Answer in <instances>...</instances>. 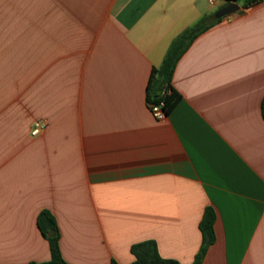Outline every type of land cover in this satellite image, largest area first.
Returning <instances> with one entry per match:
<instances>
[{
    "label": "crops",
    "instance_id": "crops-1",
    "mask_svg": "<svg viewBox=\"0 0 264 264\" xmlns=\"http://www.w3.org/2000/svg\"><path fill=\"white\" fill-rule=\"evenodd\" d=\"M223 1L0 0V264L51 260L44 210L69 264H131L147 240L193 264L208 207L202 264H264V0L192 43L170 114L148 103L152 70Z\"/></svg>",
    "mask_w": 264,
    "mask_h": 264
},
{
    "label": "trees",
    "instance_id": "trees-1",
    "mask_svg": "<svg viewBox=\"0 0 264 264\" xmlns=\"http://www.w3.org/2000/svg\"><path fill=\"white\" fill-rule=\"evenodd\" d=\"M242 1H246L247 7L256 2H260L261 0H228L229 3H240ZM222 20L223 18L217 19L215 16H206L198 21L193 27L186 30L173 42L162 66L152 70L151 80L148 87L149 104H162L167 115L174 110L181 100V96L172 85L174 72L178 62L201 34L219 24ZM262 115L264 118V100L262 103ZM215 221V210L212 207L206 208L199 224V229L202 234V244L200 250L195 256L193 264H202L209 248L215 243ZM38 228L50 244L51 260L44 263L30 264H69L63 258L60 248V230L56 218L50 211L44 210L40 213L38 217ZM131 253L135 257L134 262L131 264H182L177 260L162 257L159 252L158 244L154 240H147L134 244L131 247ZM111 264L119 263L113 259Z\"/></svg>",
    "mask_w": 264,
    "mask_h": 264
},
{
    "label": "built area",
    "instance_id": "built-area-1",
    "mask_svg": "<svg viewBox=\"0 0 264 264\" xmlns=\"http://www.w3.org/2000/svg\"><path fill=\"white\" fill-rule=\"evenodd\" d=\"M210 4H216L220 0H208ZM150 109L154 117L158 120H163L167 114L165 113L163 109V105H158V104H149ZM46 129V123L43 120H37L33 126H32V136L33 137H38L43 134V132Z\"/></svg>",
    "mask_w": 264,
    "mask_h": 264
},
{
    "label": "water",
    "instance_id": "water-1",
    "mask_svg": "<svg viewBox=\"0 0 264 264\" xmlns=\"http://www.w3.org/2000/svg\"><path fill=\"white\" fill-rule=\"evenodd\" d=\"M240 10V5L237 4V3H231L225 7H223L221 10H219L215 17L217 19H221V18H224V17H227V16H230L232 14H235L237 13L238 11Z\"/></svg>",
    "mask_w": 264,
    "mask_h": 264
},
{
    "label": "rangeland",
    "instance_id": "rangeland-1",
    "mask_svg": "<svg viewBox=\"0 0 264 264\" xmlns=\"http://www.w3.org/2000/svg\"><path fill=\"white\" fill-rule=\"evenodd\" d=\"M218 3H219L220 5H223V4H225V1L220 0ZM237 4H239V5L241 6V8H245V7H246V1H242V2L237 3Z\"/></svg>",
    "mask_w": 264,
    "mask_h": 264
}]
</instances>
